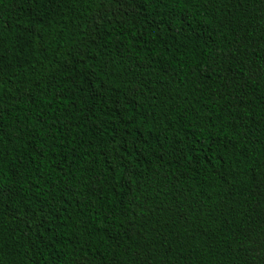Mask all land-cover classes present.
<instances>
[{"label": "trees", "instance_id": "obj_1", "mask_svg": "<svg viewBox=\"0 0 264 264\" xmlns=\"http://www.w3.org/2000/svg\"><path fill=\"white\" fill-rule=\"evenodd\" d=\"M0 264H264V0H0Z\"/></svg>", "mask_w": 264, "mask_h": 264}]
</instances>
